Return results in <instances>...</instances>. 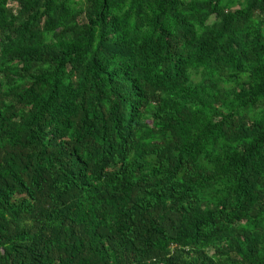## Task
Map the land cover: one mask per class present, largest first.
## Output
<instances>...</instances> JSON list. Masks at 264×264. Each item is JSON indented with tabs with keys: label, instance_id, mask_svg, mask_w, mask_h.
I'll return each mask as SVG.
<instances>
[{
	"label": "trees",
	"instance_id": "16d2710c",
	"mask_svg": "<svg viewBox=\"0 0 264 264\" xmlns=\"http://www.w3.org/2000/svg\"><path fill=\"white\" fill-rule=\"evenodd\" d=\"M0 264H264V0H0Z\"/></svg>",
	"mask_w": 264,
	"mask_h": 264
}]
</instances>
